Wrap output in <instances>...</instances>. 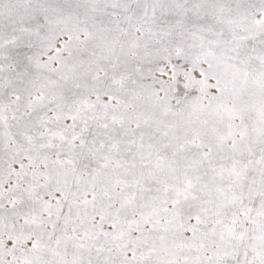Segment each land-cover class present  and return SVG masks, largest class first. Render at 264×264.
Masks as SVG:
<instances>
[{
	"label": "snow or ice",
	"instance_id": "obj_1",
	"mask_svg": "<svg viewBox=\"0 0 264 264\" xmlns=\"http://www.w3.org/2000/svg\"><path fill=\"white\" fill-rule=\"evenodd\" d=\"M0 264H264V0H0Z\"/></svg>",
	"mask_w": 264,
	"mask_h": 264
}]
</instances>
